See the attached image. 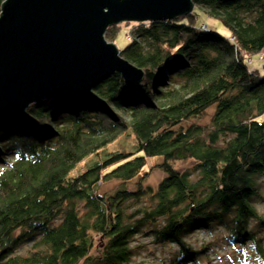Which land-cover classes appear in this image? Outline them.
Returning <instances> with one entry per match:
<instances>
[{
  "label": "trees",
  "instance_id": "16d2710c",
  "mask_svg": "<svg viewBox=\"0 0 264 264\" xmlns=\"http://www.w3.org/2000/svg\"><path fill=\"white\" fill-rule=\"evenodd\" d=\"M192 3L186 16L133 22L134 37L118 51L143 72L139 83L115 73L90 98L55 95L0 118V264H140L130 243L142 233L177 247L166 264H202L208 247L195 250L186 238L217 229L231 246L252 245L264 264L251 224L264 230L255 206L264 72L248 63L264 51V0ZM195 7L227 35L201 27ZM208 110L209 123L193 122ZM119 138L124 145L111 149ZM186 161L190 168H176ZM154 168L164 177L144 186ZM111 181L118 186L102 192ZM23 245L31 248L20 256Z\"/></svg>",
  "mask_w": 264,
  "mask_h": 264
},
{
  "label": "water",
  "instance_id": "95a60500",
  "mask_svg": "<svg viewBox=\"0 0 264 264\" xmlns=\"http://www.w3.org/2000/svg\"><path fill=\"white\" fill-rule=\"evenodd\" d=\"M193 9L192 0H4L0 118L21 117L55 95L90 98L115 73L139 83L143 72L105 40L107 28L173 20Z\"/></svg>",
  "mask_w": 264,
  "mask_h": 264
},
{
  "label": "rangeland",
  "instance_id": "374dc122",
  "mask_svg": "<svg viewBox=\"0 0 264 264\" xmlns=\"http://www.w3.org/2000/svg\"><path fill=\"white\" fill-rule=\"evenodd\" d=\"M196 13L198 14V21L203 23L201 27L209 28L212 30H216L218 33L222 35H227L226 29L218 22L213 20L212 18H206L198 9L195 7ZM205 23V24H204ZM120 27L113 41H109V39L105 38L108 43H113L118 50H122L134 37L132 33L133 22L131 23H120ZM261 53L259 56L252 57L250 62L248 60L249 66L253 69L262 70L264 66V58ZM262 59V60H261ZM213 110H208L205 115L194 119L193 122L201 125H206L209 123L210 116L212 115ZM259 120H264V115H262ZM124 142L123 138H119L116 142H114L110 148L116 149L120 146V144ZM124 145V143H122ZM128 144V143H127ZM131 149V147L127 148ZM85 161L78 164L70 173L71 176H75L80 174L85 170ZM149 165H153L156 163L155 160H151L148 162ZM192 163L189 161L177 163L175 166L177 169L184 170L186 168H190ZM2 167L0 166V169ZM164 177L163 172L160 169L154 168L151 169L150 174L144 182V186H150L155 188L161 179ZM261 187L260 194L262 196V201L256 204V210L258 214L264 220V177L260 179ZM118 183L115 181L107 182L102 185V192L109 194L116 187ZM130 189H133L134 186L132 184L128 185ZM252 228L257 231V235L260 238H263L262 245L264 248V230L259 228V225L255 222H252ZM226 234L222 229L213 230L212 232L208 231H198L186 238V241L195 249L199 250L204 247H208L205 254L199 257V262L202 264H259L258 260L254 258V248L252 245H248L244 248L236 245L231 246L228 244L226 238ZM131 247L134 248L133 262L140 264H166L168 263L177 253V247L172 244L166 245H158L153 241L152 236H148V233H142L134 237L130 243ZM30 245H23L18 249L16 254L18 255H28Z\"/></svg>",
  "mask_w": 264,
  "mask_h": 264
},
{
  "label": "built area",
  "instance_id": "2783aa9c",
  "mask_svg": "<svg viewBox=\"0 0 264 264\" xmlns=\"http://www.w3.org/2000/svg\"><path fill=\"white\" fill-rule=\"evenodd\" d=\"M249 62H250V60H249ZM262 70H264V66H263ZM263 72H264V71H263Z\"/></svg>",
  "mask_w": 264,
  "mask_h": 264
}]
</instances>
